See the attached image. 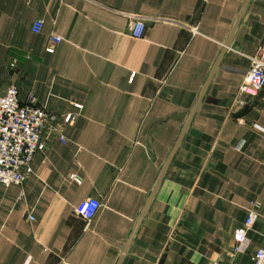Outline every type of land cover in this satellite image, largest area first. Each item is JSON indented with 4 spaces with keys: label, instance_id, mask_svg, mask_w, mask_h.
<instances>
[{
    "label": "crops",
    "instance_id": "obj_1",
    "mask_svg": "<svg viewBox=\"0 0 264 264\" xmlns=\"http://www.w3.org/2000/svg\"><path fill=\"white\" fill-rule=\"evenodd\" d=\"M263 39L264 0H0V96L12 85L60 122L76 115L64 141L45 132L23 185L0 184V264H251L264 88L238 87ZM87 198L101 206L86 225ZM251 201L258 217L232 253Z\"/></svg>",
    "mask_w": 264,
    "mask_h": 264
},
{
    "label": "built area",
    "instance_id": "obj_2",
    "mask_svg": "<svg viewBox=\"0 0 264 264\" xmlns=\"http://www.w3.org/2000/svg\"><path fill=\"white\" fill-rule=\"evenodd\" d=\"M129 34L140 38L145 29L142 18L129 17ZM42 28V21L37 19L32 24V31L37 33ZM51 41L57 43L60 37L52 35ZM53 52V46L46 48ZM249 67L238 87V95L256 97L264 88V39L255 54L248 57ZM240 100V99H239ZM75 114H66L61 122L56 114L47 112L37 104L33 94L28 93L23 101L19 98L18 88L9 86L0 96V184L23 185L32 173V162L37 151L46 147L45 132L54 131L61 141L64 138L60 132L61 126L75 118ZM70 178L79 181L71 174ZM101 202L96 198H87L75 209L86 225L93 219ZM258 203L251 201L242 225L233 230L234 244L232 253L244 250L247 246L248 232L258 217ZM30 220L33 217L29 216ZM251 264H264V240L250 256Z\"/></svg>",
    "mask_w": 264,
    "mask_h": 264
},
{
    "label": "water",
    "instance_id": "obj_3",
    "mask_svg": "<svg viewBox=\"0 0 264 264\" xmlns=\"http://www.w3.org/2000/svg\"><path fill=\"white\" fill-rule=\"evenodd\" d=\"M227 46H228V43L226 42V43L224 44V49H225ZM200 98H201V96L199 97V99H200ZM199 99H198L196 105L193 107V109H192V111H191V114H190V117H189V119L187 120V122L185 123V125H184V127H183V129H182V131H181V133H180V135H179V137H178V139H177V141H176V143H175V145H174V147H173V149H172V151H171V153H170V155H169V157H168V159H167V161H166V163H165V166H164V168H163V170H162V172H161V174H160L159 179H161V177L163 176V173L165 172V169L167 168V166H168V164H169V161H170V159H171L173 153L175 152V149L177 148V145L179 144V142H180V140H181V138H182V135H183L184 132H185V129L187 128V125H188V123H189V121H190V119H191V116H192V114H193V112H194V110H195V108H196V106H197V104H198V102H199ZM132 237H133V236L131 235L130 239H129L128 242H127V245H126L125 248H124L123 253L125 252V250H126L128 244H129V242L131 241ZM120 260H121V259H120ZM120 260H119V262H120Z\"/></svg>",
    "mask_w": 264,
    "mask_h": 264
}]
</instances>
